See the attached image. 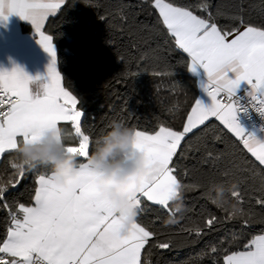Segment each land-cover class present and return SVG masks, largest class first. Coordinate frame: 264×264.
<instances>
[{
	"label": "snow or ice",
	"instance_id": "6c2138e0",
	"mask_svg": "<svg viewBox=\"0 0 264 264\" xmlns=\"http://www.w3.org/2000/svg\"><path fill=\"white\" fill-rule=\"evenodd\" d=\"M68 2L0 0V21L12 14L29 21L38 37L37 43L52 57L47 69L48 82L36 91L31 87L35 80L22 69L0 70V157L8 152L16 153L21 142L38 141L48 128L62 129L61 122L70 125L67 136L76 140V145L63 141L65 151L76 157L75 174L63 183L56 182L51 170L50 174H38L31 204L17 203L13 209L5 197L7 186L0 182V210L7 213V226L0 238V264H146L142 252L173 248L172 237L156 242L159 234L152 230L155 221L145 224L140 216L166 210L174 217L181 211L170 207V203L172 197L182 196V189L187 187L177 174L176 158L182 157L183 151H203L201 162L213 166L226 154L209 148L207 143L193 149L189 140L198 131L207 135L213 120L250 154L252 160L246 159L237 168L250 171L259 184L244 193L233 184L231 196L240 207L234 204L229 211L223 203L213 200L226 216L202 214V222L182 228L181 232L186 239H197L205 234V229L215 228L224 219L244 217L245 203L249 212L252 205H258L264 214V141L254 133H246L240 125L238 112L247 108L233 99L240 83L247 82L251 88L249 106L264 117V23L258 26L245 19L241 7L232 16L235 21L232 26H219L207 0L197 5L205 15H198L190 5H178L175 0H147L176 49L186 54L182 65L193 73L197 66L205 70L207 84L203 88L212 102L205 105L195 99L179 129L163 123L151 131L131 128L135 137L133 147L144 152L148 172L135 193L136 219L123 230L126 217L116 214L112 202L101 196L95 182L98 173L88 164L90 146L97 138L94 140L95 134L83 127L80 101L63 86V77L56 67L53 36L44 30L46 22L57 16ZM214 139L220 141L221 137ZM10 163L18 176L15 183L8 181L12 187L26 173L47 166L29 165L20 159ZM187 175L185 171L183 176ZM176 223L173 218L170 224ZM243 223L247 225L249 220L244 219ZM222 243L210 246L207 254H217ZM223 264H264V234L253 236L242 250L226 252Z\"/></svg>",
	"mask_w": 264,
	"mask_h": 264
},
{
	"label": "trees",
	"instance_id": "16d2710c",
	"mask_svg": "<svg viewBox=\"0 0 264 264\" xmlns=\"http://www.w3.org/2000/svg\"><path fill=\"white\" fill-rule=\"evenodd\" d=\"M202 2L175 0L176 4L190 5L196 14L205 15L197 7ZM207 2L219 26H232L235 22L232 16L241 7L245 19L258 26L264 23V0ZM217 10L219 14H216ZM45 27L56 45L63 84L79 99L84 114L83 127L95 134L94 140L110 130L109 125L114 122L148 131L161 123L174 129L181 127L196 98L197 83L182 65L187 59L186 54L176 49L160 23L158 13L147 0H69ZM64 128L67 130L65 143L76 145V140L67 136L71 132L70 125L64 124ZM217 136L221 137L220 141L214 139ZM189 140L193 149L207 143L209 148L226 154L214 166L201 162L203 151H183L182 157L176 158L177 174L187 185L182 189L181 211L174 217L166 210L149 211L140 216L145 224L155 221L152 230L159 234L156 242L172 237L175 246L142 252V261L146 264H223L226 252L242 250L249 239L264 232V214L260 207L252 205L249 212L245 203L244 217L224 219L215 228L205 229V234L197 239L185 238L181 229L202 222V214L226 216L213 200L223 203L229 211L234 204L241 206L231 196L233 184H237L242 193L259 184L250 171L237 168L252 158L217 121H212L207 135L198 131ZM90 147L92 150L95 143ZM120 158L117 156L116 159ZM12 161L19 162L13 152L0 158V182L7 186L5 197L15 209L17 203H31L37 175L50 173L51 168L39 166L12 187L8 181L15 183L18 179L16 169L11 167ZM185 171L187 176H183ZM216 185L224 188L222 198H217L213 191ZM170 207L175 208L174 203L171 202ZM157 215L159 219H156ZM169 218H174L177 223L170 224ZM244 219H248L249 224L245 225ZM6 221V211L0 210V238L4 236ZM221 242L217 254H207L210 246H221Z\"/></svg>",
	"mask_w": 264,
	"mask_h": 264
},
{
	"label": "clouds",
	"instance_id": "9594fccd",
	"mask_svg": "<svg viewBox=\"0 0 264 264\" xmlns=\"http://www.w3.org/2000/svg\"><path fill=\"white\" fill-rule=\"evenodd\" d=\"M33 83L42 88L37 81ZM58 135L61 136L60 141L57 140ZM64 139L66 133L63 129L48 128L38 141L19 143L16 155L29 165L50 166L56 182L63 183L76 171V157L65 151ZM134 139L133 129L114 122L110 130L97 138L88 158L89 166L98 173L95 182L101 196L112 202L116 214L126 217L123 230L136 219L135 193L141 178L148 172L145 154L133 147ZM117 156L121 158L116 159ZM213 191L217 198L223 197L222 186H213ZM171 202L176 208H181L182 196L172 197ZM168 222H173V218Z\"/></svg>",
	"mask_w": 264,
	"mask_h": 264
},
{
	"label": "crops",
	"instance_id": "0c3cea01",
	"mask_svg": "<svg viewBox=\"0 0 264 264\" xmlns=\"http://www.w3.org/2000/svg\"><path fill=\"white\" fill-rule=\"evenodd\" d=\"M44 30L47 34H51L46 27ZM37 39L38 37L32 24L29 21L21 19L18 15L12 14L8 16L7 20L0 21V70L11 71L14 67H18L38 83H47V69L51 63L52 57L37 43ZM54 46L56 51V67L61 74L55 43ZM187 71L195 78L197 83L198 92L195 99L201 100L205 105H210L212 102L211 98L203 88V85L207 84V74L205 70L202 67L197 66V71L195 73L190 72L188 69ZM37 77H39L38 80L36 79ZM31 87L34 91L39 89L35 83H33ZM246 88H248V92L251 91L250 85L247 82L242 81L236 92L242 91ZM67 90L70 91L69 89ZM64 124L68 123L61 122L59 126L64 129L66 133L67 130H65L66 128H64ZM240 125L246 130V133H254L258 139L264 141V129L257 128L249 123H243ZM258 234H264V232Z\"/></svg>",
	"mask_w": 264,
	"mask_h": 264
},
{
	"label": "built area",
	"instance_id": "2783aa9c",
	"mask_svg": "<svg viewBox=\"0 0 264 264\" xmlns=\"http://www.w3.org/2000/svg\"><path fill=\"white\" fill-rule=\"evenodd\" d=\"M233 99L237 100L242 108H247V111L238 112V122L240 124L249 123L257 128L264 129V117L249 106L251 97L248 96V88L236 92Z\"/></svg>",
	"mask_w": 264,
	"mask_h": 264
}]
</instances>
